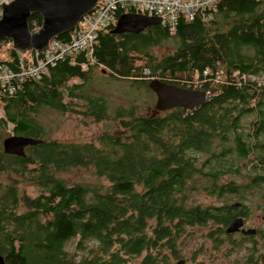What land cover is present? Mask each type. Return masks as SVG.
I'll return each instance as SVG.
<instances>
[{"label": "trees", "instance_id": "trees-1", "mask_svg": "<svg viewBox=\"0 0 264 264\" xmlns=\"http://www.w3.org/2000/svg\"><path fill=\"white\" fill-rule=\"evenodd\" d=\"M219 19H230V25L219 29ZM40 22L31 13L29 30ZM113 26L99 31L93 47L102 71L147 90L153 77L185 87L196 76L198 85L187 88L206 91L205 102L154 116L133 105L119 107L111 117L118 131L75 143L44 139L35 112L42 106L70 109L61 99L82 85L68 87L66 80L85 81L91 71L79 68L81 54L57 61L39 79H25L12 95L1 94L0 125L11 123V134L42 140L25 146L23 156L4 153L0 143L4 264H172L187 227L211 221L224 233L231 215L226 200L236 191L226 176L239 173L238 160L250 161L252 169L264 163V0H217L209 19L181 16L173 32L152 24L151 36L139 40L136 32H111ZM168 37L176 40L171 50L159 57L149 53L146 46ZM3 43L11 45L8 38L0 39V47ZM6 50L0 61L12 67L31 52ZM79 95L83 116L109 117L102 98L82 90ZM249 114L254 117L245 130L242 118ZM77 166L91 168L105 182L70 183L60 175ZM26 186L38 193L28 194ZM198 187L225 199L220 205L193 203L189 191Z\"/></svg>", "mask_w": 264, "mask_h": 264}, {"label": "rangeland", "instance_id": "rangeland-1", "mask_svg": "<svg viewBox=\"0 0 264 264\" xmlns=\"http://www.w3.org/2000/svg\"><path fill=\"white\" fill-rule=\"evenodd\" d=\"M229 25L230 19H219V29L224 30ZM150 31L151 28L147 27L136 32L137 39L139 40L147 35L151 36L149 35ZM175 44V38L168 37L161 41L157 40L154 44L148 46L145 44L144 46H146L149 53L159 57L171 50ZM9 46L11 45L2 44L0 47V57L6 56V49ZM251 52L252 50L248 51L249 54ZM139 63L137 62V64ZM88 70L91 71H89V75L85 81L77 77H71L66 80L65 86L71 87L73 84L82 85L81 90L84 95L88 93L92 97L102 98V103L109 117L96 120L95 117L86 118L83 116L80 113L83 108L82 99L79 97L81 90H79L80 88L72 87V95L65 93L61 99V102L66 104L67 107L69 106L70 109L62 110L51 106L37 108L35 120L43 126L45 132L44 139L75 143L95 142L99 135L108 132L114 133L119 130L117 121L111 118L114 117L117 108L133 105L137 112L145 114L150 111L156 98L154 92L151 90H147L137 83L130 85V80L118 78L109 71H102L99 66H90L85 71L87 72ZM155 73L158 74L157 71ZM196 78L194 76L192 80H183L186 83L189 82L187 85L184 83V86L188 87L189 84H194L193 86L198 85L199 81ZM258 81L260 82L261 79ZM0 114L4 118L1 108ZM253 117L254 114H249L242 118V126H244L245 130L246 125ZM11 127V123H7L5 127L0 125V143L4 137L11 134ZM250 156L255 157L254 154ZM249 163L250 161L246 159L238 160L239 173L226 176V179L230 178V181L233 182L234 188L241 191L236 192L235 195L230 194V198L232 199L226 201L228 204H230V201L243 202L249 214L244 227L257 229L259 233L253 236H245L244 238L236 234L230 237V234L217 231L216 224L211 221L189 226L176 243L180 256L174 259L172 264H175L178 259H184V264H264V219H260L259 214H257L259 210H262L264 204V188L262 190L250 188L245 191L240 189L241 186L247 183L246 180L248 178L246 176H254L257 172L258 174H264V169L262 166L252 169ZM60 175L70 183L90 185L105 182L103 178L99 179V177L95 176L91 172V168L87 169L83 166L70 167L69 170L60 172ZM24 189L28 194L33 196L38 193V189L33 186H26ZM189 196L191 202L202 206L220 205L222 204L221 200L225 199V195L222 198L209 194L199 187L191 189ZM72 247L73 240L65 245L66 249H71Z\"/></svg>", "mask_w": 264, "mask_h": 264}, {"label": "water", "instance_id": "water-1", "mask_svg": "<svg viewBox=\"0 0 264 264\" xmlns=\"http://www.w3.org/2000/svg\"><path fill=\"white\" fill-rule=\"evenodd\" d=\"M97 0H11L4 3L0 16V39L8 38L11 47L17 51L26 49L42 50L48 41L74 28L80 16L89 11ZM33 12L41 18L40 26L30 31L27 19ZM158 23V18L144 14H121L116 20L113 33L138 32L145 27ZM147 87L154 92L156 98L150 109V116L159 111L173 107L192 109L202 105L206 99V92L193 88L178 86L158 78H151ZM42 140L29 135L10 134L1 140L2 151L7 154L23 156L24 148L28 145L40 143ZM264 214V208H263ZM243 220L236 217L228 222L225 233L236 232L242 228ZM245 234L254 233L253 229H243ZM178 259L175 264H183ZM0 264L4 258L0 254Z\"/></svg>", "mask_w": 264, "mask_h": 264}, {"label": "built area", "instance_id": "built-area-1", "mask_svg": "<svg viewBox=\"0 0 264 264\" xmlns=\"http://www.w3.org/2000/svg\"><path fill=\"white\" fill-rule=\"evenodd\" d=\"M11 0H0V16L4 3ZM217 0H97L95 14L84 17L81 25L69 30L67 40L51 38L42 50L31 49L25 57L18 56L14 67L0 61V95H12L27 78L39 79L50 66L71 55L81 54L83 59L77 61L81 70L97 63L93 56V47L97 42L98 33L105 26L114 25L117 12L144 11L156 15L160 24L168 30H173L181 16L191 19L198 15L201 20H207L216 11ZM69 59V64L75 61ZM206 74V70L203 71ZM144 74L148 70L144 69ZM243 77V75L241 76ZM0 118L3 116L0 114Z\"/></svg>", "mask_w": 264, "mask_h": 264}, {"label": "flooded vegetation", "instance_id": "flooded-vegetation-1", "mask_svg": "<svg viewBox=\"0 0 264 264\" xmlns=\"http://www.w3.org/2000/svg\"><path fill=\"white\" fill-rule=\"evenodd\" d=\"M116 24V22H115ZM114 24L113 27H115L116 25ZM264 163L262 164H259L260 166L263 167L264 169ZM246 178H248L246 180V184H244L243 186H241V190H247V189H250V188H257L258 190H262L264 188V174H260L259 176H246ZM236 190V189H235ZM236 192H241L240 190H236L235 192L234 191H231L230 194L232 195H235ZM260 192V191H259ZM263 193H264V190H263ZM261 194V193H260ZM262 204H263V201H262ZM230 221L236 217H241L242 220H243V226L242 228L243 229H253L254 230V233L252 234H245L243 232V229H240L236 232H232V233H226V234H230V237L233 236L234 234L236 235H239L241 236V238H244L245 236H253V235H256L257 233H259V231H257V229H254V228H249V227H244L245 225V222L247 220V218L249 217V214L246 210V207L244 205L243 202H240V201H230ZM263 208H264V204H263V207H262V210H259L257 214H259V217L260 219H264V214H263ZM262 214V215H261ZM225 233V232H224ZM184 260V259H183ZM185 262V260H184ZM184 264V263H183Z\"/></svg>", "mask_w": 264, "mask_h": 264}, {"label": "bare ground", "instance_id": "bare-ground-1", "mask_svg": "<svg viewBox=\"0 0 264 264\" xmlns=\"http://www.w3.org/2000/svg\"><path fill=\"white\" fill-rule=\"evenodd\" d=\"M95 4H96V2H95ZM93 5L92 6V8L89 10V11H87L86 13H84V14H82L81 16H80V18H79V20L77 21V23H76V25H75V27L77 26V25H81V23H82V21H83V18L84 17H90V16H92L93 14H95V9H96V6L97 5ZM129 12L130 13H136V14H144V15H148V16H154V17H157L158 18V23H160V19H159V17L158 16H156V15H152V14H148V13H146V12H144V11H126V12H122L121 14H129ZM74 27V28H75ZM165 27V26H164ZM38 28V27H37ZM36 28V29H37ZM35 29V30H36ZM73 29V28H72ZM71 30V29H70ZM168 30V29H167ZM175 30V28L173 29V30H168L169 32H173ZM206 92V91H205ZM206 96H207V92H206Z\"/></svg>", "mask_w": 264, "mask_h": 264}, {"label": "crops", "instance_id": "crops-1", "mask_svg": "<svg viewBox=\"0 0 264 264\" xmlns=\"http://www.w3.org/2000/svg\"><path fill=\"white\" fill-rule=\"evenodd\" d=\"M98 67V66H97Z\"/></svg>", "mask_w": 264, "mask_h": 264}]
</instances>
